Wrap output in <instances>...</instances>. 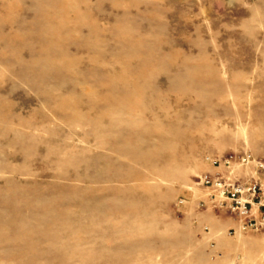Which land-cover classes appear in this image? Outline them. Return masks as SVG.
Instances as JSON below:
<instances>
[{
	"label": "rangeland",
	"instance_id": "rangeland-1",
	"mask_svg": "<svg viewBox=\"0 0 264 264\" xmlns=\"http://www.w3.org/2000/svg\"><path fill=\"white\" fill-rule=\"evenodd\" d=\"M107 101L118 106L96 125ZM177 121L182 130L191 125L185 137L164 143L163 156L153 153L155 163L162 158L159 169L119 152L130 134L147 126L173 132ZM48 151L65 161L78 154L84 177L95 156L100 167L134 169L132 185L153 195L157 222L125 240L150 242L157 253L123 252L115 262L264 264V230L231 234L239 228L233 216L199 208L207 197L200 178L221 171L208 158L264 159V0H0V188L46 190L59 183L50 170L70 177L72 168L40 161ZM252 175L237 173L242 182ZM159 238L174 244L165 246V259Z\"/></svg>",
	"mask_w": 264,
	"mask_h": 264
},
{
	"label": "bare ground",
	"instance_id": "bare-ground-1",
	"mask_svg": "<svg viewBox=\"0 0 264 264\" xmlns=\"http://www.w3.org/2000/svg\"><path fill=\"white\" fill-rule=\"evenodd\" d=\"M122 88L129 97L131 94L135 95L137 90L134 91V88L127 83ZM114 105L118 106V102H106V116L99 117L95 122L96 125L98 120H103L109 115ZM159 108L163 110L162 107ZM143 109H145L144 106L141 110ZM68 111L71 112V109ZM70 114L73 117H80V115L77 116L76 111ZM82 119L81 116L79 121ZM175 123L173 132L166 130L159 134L152 133L155 127L147 126L140 136L130 134L123 138L122 143H126V146L119 152L125 158L131 159L151 172L159 169L158 164L162 161L160 157L165 152L164 143L173 138L185 137L191 125L188 122L186 129L182 130L179 121ZM132 125L135 126L133 123ZM112 129L113 125L109 131ZM91 136L94 137L95 134ZM102 137L104 138V136L98 137V140L103 139ZM154 138L161 144L159 143V148L151 146V149L150 141ZM69 140H71L70 137ZM143 144L145 150H142ZM153 153L160 156L157 163L153 161L155 157L152 156ZM75 154L65 161L57 157L52 158L48 151V155L40 160L50 165L55 160L57 169L66 170V173L68 168H72L70 177L57 175L50 170L49 178L56 179L59 183L48 185L46 190H43L40 184H33L31 187L15 191H12L9 185L0 188V264H127L126 261L118 263L114 259L128 251L143 252L146 255L157 253L158 249L150 242L141 241L138 245L129 246L125 240L127 237L139 236L146 230L145 226L157 222V215L150 208L151 206L149 207L153 195L150 194L151 199H149L146 196L148 190L140 192L138 187L132 185V181L139 174L134 169L128 168L115 172L109 164L100 167L98 163L101 157L95 156L91 159L90 166L85 167L91 170L90 176L84 177L83 174L78 175V171L82 169L85 162L78 159V154ZM108 171L110 175L106 176L105 173ZM140 180L143 181V179ZM69 182L82 183L85 186L79 188L78 185L69 184ZM116 182L125 183L128 186L123 191L104 187L106 184ZM104 193L107 196L100 198V194ZM106 201L110 204L109 208L106 207ZM102 215L104 219L101 218ZM100 221L105 226L103 230L97 227ZM166 241L162 238L157 240V243L164 247L159 253L164 259L168 246L174 245ZM104 245L107 246L103 247ZM225 246L231 247L230 244Z\"/></svg>",
	"mask_w": 264,
	"mask_h": 264
},
{
	"label": "built area",
	"instance_id": "built-area-1",
	"mask_svg": "<svg viewBox=\"0 0 264 264\" xmlns=\"http://www.w3.org/2000/svg\"><path fill=\"white\" fill-rule=\"evenodd\" d=\"M207 160L214 169L221 171L200 178L199 184L206 189L207 197L200 201L199 208L233 216L239 222V228L231 234L264 230V159L245 153ZM242 170L250 171L252 177L240 181L237 173ZM185 203V200H179L177 206Z\"/></svg>",
	"mask_w": 264,
	"mask_h": 264
}]
</instances>
